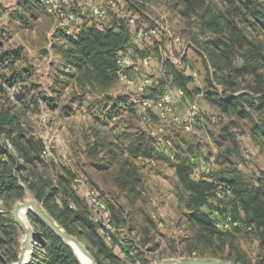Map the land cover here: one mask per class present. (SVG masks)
Instances as JSON below:
<instances>
[{"label": "rangeland", "instance_id": "rangeland-1", "mask_svg": "<svg viewBox=\"0 0 264 264\" xmlns=\"http://www.w3.org/2000/svg\"><path fill=\"white\" fill-rule=\"evenodd\" d=\"M55 1L41 0L40 6L36 0H0L3 50L19 56L12 67L9 61L0 66V108L10 116L16 112L15 122L20 125L0 130V235L3 240L0 264L17 261L25 234L12 212L14 206L25 199H36L50 215L45 202L54 212L70 211L63 215L64 225L95 251L89 239L80 233V226L74 223L75 213L72 212L73 208L78 213L84 212L85 191L90 185L95 186L93 189L109 209L112 219V209L118 215L127 213L137 227L110 229L127 248V252L120 247L113 250L120 264H154L183 256L215 257L241 264L240 254L255 262L259 247L254 236L241 232L236 239L234 233L208 236L199 232L191 222L193 199L176 173L175 160L185 156L201 159L207 173H215L220 168L217 160L222 152L220 147L224 150L232 145L230 141H224V145L215 141L223 125L218 106L211 104L203 91L192 99L184 92L185 101L179 103V109L197 104L198 115L193 128L178 130L179 133L171 128V122L161 123L164 121L159 120L157 107H154V102L163 95L155 92V86L165 74L166 60L178 64L192 76L195 74L191 87L205 90L207 67L217 83L212 58L219 48L216 36L200 29V10L196 15L184 16L180 0H92V4L86 0H69V5L59 0L65 10L80 13L84 24L111 27L117 20L114 12L124 10L134 13L139 24L157 29L154 36L139 39L130 27L132 35L124 50L126 53L119 52L116 56L118 68L113 82L100 89L87 82L85 72H79L66 58L69 47L62 37ZM79 2L85 7L84 13L76 7ZM93 4L106 9L107 19L99 20L88 11ZM239 25L247 34L243 24ZM257 38L263 39L264 32L257 34ZM206 46L212 51L211 56ZM11 70H16L19 76L13 88L7 84ZM146 78L149 84L143 92H138L135 83ZM216 85L214 89L221 91V86ZM146 100L152 101L150 107L145 105ZM224 117L231 127L233 118L226 114ZM239 126L245 129L239 139L237 137L242 157L233 162L249 176L259 174L264 171V152L246 132L250 122L243 120ZM145 140L158 152L156 156L153 152L152 159L143 152L136 155L130 152L131 144ZM179 141L183 143H177ZM177 144H181V148H177ZM132 164L138 168L140 177L135 195L121 190L118 180L123 169ZM9 172L24 188L22 195L4 190L1 185ZM39 194L43 198L37 197ZM87 200L96 206L89 198ZM57 211L55 213L60 214ZM147 217L156 223L149 234ZM28 220L35 230L36 240L28 263L31 264L42 241L37 242L39 230L32 222L31 212ZM99 232L98 236L113 242L112 233L109 238L104 229Z\"/></svg>", "mask_w": 264, "mask_h": 264}, {"label": "trees", "instance_id": "trees-1", "mask_svg": "<svg viewBox=\"0 0 264 264\" xmlns=\"http://www.w3.org/2000/svg\"><path fill=\"white\" fill-rule=\"evenodd\" d=\"M36 1L41 6V0ZM180 1L183 3L182 13L184 16L196 15L200 10V29L205 32L206 30L210 31L216 36L214 39L219 51L212 59L215 71L214 77L215 80L217 78V83L213 81L210 74L211 70L207 67L208 85L205 88L206 91L199 87H191L193 76L186 74L173 61L166 60L164 62L165 74L158 79V86H155L157 91L155 92L171 94L173 107L177 113H180L179 103L184 102L185 97L180 96L177 100L176 88L182 89L186 96L191 99L203 91L206 99L211 104H218L224 119L225 114L233 118L231 127H229L228 122L221 120L223 125L215 136V141L219 144L224 145V141H230L232 145V148L227 147L217 156L220 164L218 171L207 173L206 168H204L205 165L197 156H185L182 159L177 158L179 160H175L177 161L175 164L177 176L183 188L193 199L191 206H194V210L191 212V222L197 226L200 233L208 236L234 233L233 235L237 239L241 232L254 236L259 242L255 262H251L250 259L246 258L247 256L242 254L238 256L239 262H243L241 264H264V177H255L253 174L249 176V173L247 174L238 169L235 162H233V159L238 160L239 157H242L239 154L240 147L234 129H241L239 128V122L243 120L250 122L248 127L250 134L255 143L261 149L264 148V38H257V34H261V31L264 32V0ZM223 4H227L225 8ZM217 5L219 7H214ZM131 15H134V13L131 12ZM239 23L243 24L248 32L247 34ZM114 25L107 27L83 24L79 31L71 34H68L64 29H60L63 31L62 37L65 38L69 47L65 52L66 58L79 72H85L84 77L94 88L104 89L113 82V76L118 68L117 53H126L124 50L131 39L132 34L129 33V30L130 27L133 29L134 27L127 21L116 20ZM258 26L260 27L258 28ZM259 29L261 30L258 31ZM248 34H251L252 38ZM206 51L211 56L212 51L208 46H206ZM18 57L15 53L3 50L0 36V66L5 61H9V67H12L14 60ZM11 71L13 72L7 79V84L13 88L19 76L15 72L16 70ZM139 83L136 82L135 84ZM216 84L221 86L222 92L214 89L217 88ZM236 92L241 93L230 97L232 93ZM221 95L228 97V104L225 106H221L223 105L221 104ZM189 108L185 107L183 109L185 111L180 116L184 117ZM197 115L198 112L196 118ZM16 117V112L10 116L9 113H5L0 108V130L19 128L20 125L17 126L15 122ZM161 123L166 124L165 122ZM171 128H176L177 131L184 130L181 126L172 122ZM17 131L20 130L17 129ZM177 139H179V134H177ZM177 143H181V141ZM181 144H177V148H181ZM129 149L133 155L143 152L149 158L153 156L155 151L147 140L138 144H131ZM154 153V156L158 155V152ZM241 161H244V158ZM197 168H200V170L196 171ZM137 169L134 164L128 169L124 168L118 179L119 188L127 191L129 195L136 194L140 182ZM4 181L1 182V185H4V190L15 191L18 195L24 193V188L19 185L18 178L11 172ZM90 187L95 186L90 185ZM218 192H221L220 196H218ZM37 197L43 198L41 194ZM85 197L84 212L78 213L74 208L72 210L75 213L74 223L80 226H78L80 233L89 239V243L95 248V251H93L91 246L87 245L97 264H120V259L115 256L113 250L120 247L121 250L127 252V248L117 238V235L115 236L113 230H106L101 222L95 221L94 217H101V210L99 207L89 204L87 196ZM45 203L49 207L47 209L51 215L64 225L63 215H67L70 211L58 209L55 212L57 211L60 214H56L51 208L52 206L50 207L47 202ZM203 205L206 206L205 209L202 208ZM67 206L70 205L67 204ZM111 211L113 213V228L120 229L125 226L129 230L137 228L132 224V219L129 218L127 213L124 215L122 212V215H118L114 209ZM31 219L33 223L37 224L39 230L37 242L41 244L42 241V245L36 248L31 264H81L72 247L64 242L40 217L31 213ZM147 220L149 234L150 228L156 226V223L151 217H147ZM217 223H220L221 227H217ZM228 223L229 227H224ZM11 226L13 229L15 228L13 222H11ZM64 226L68 232L75 234L71 228ZM100 229H104L105 233H109V238L110 233H112L113 242L109 243L102 235L98 236L100 235ZM1 241L3 240L0 235Z\"/></svg>", "mask_w": 264, "mask_h": 264}, {"label": "built area", "instance_id": "built-area-1", "mask_svg": "<svg viewBox=\"0 0 264 264\" xmlns=\"http://www.w3.org/2000/svg\"><path fill=\"white\" fill-rule=\"evenodd\" d=\"M64 3L68 4L69 0H61ZM88 3L92 4V0H86ZM112 6H115V2H110ZM69 5V4H68ZM93 7L88 8V11L94 14L99 20L107 19V11L104 9V7H97L94 4ZM76 7L81 11V13H84L85 7L79 2ZM54 9L58 13V19H59V26L64 29L68 34H71L72 32L79 31L83 26V18L81 17L80 13L71 12L65 10L59 0L55 1ZM116 18L118 21H127L131 26L135 29V34L139 39L148 38L151 36H154L156 34L157 29L155 27H145L137 22V19L134 15H131V13L126 12L124 10H120L118 12H115ZM82 20V22H81ZM146 60V59H145ZM127 60L124 59V62ZM130 84H133L132 81H129ZM149 84V79H144L139 84H136V90L138 92H143L147 85ZM151 100H146L145 105L151 106L152 104ZM154 107H157L158 110V116L159 118L167 122H172L176 125L181 126L185 130H190L195 118L196 114L198 112V106L197 104L190 107L184 117H181L175 110L172 104V96L169 93L163 94L161 97H159L154 102ZM159 130L162 131V128ZM163 132V131H162ZM200 168H197L196 171H199ZM87 197L90 199V202L92 204H95L97 207L101 210V217H96L95 221L101 222L102 226L106 230H110L113 228V222L111 218V214L109 209L106 207L104 202L99 198L97 191L91 187L86 189ZM218 196L221 195V192L217 193ZM217 227H221L220 223L216 224ZM224 227H229V223L226 224Z\"/></svg>", "mask_w": 264, "mask_h": 264}, {"label": "water", "instance_id": "water-1", "mask_svg": "<svg viewBox=\"0 0 264 264\" xmlns=\"http://www.w3.org/2000/svg\"><path fill=\"white\" fill-rule=\"evenodd\" d=\"M28 210L30 213L40 217L64 242L69 244L78 257L81 264V255L86 257L90 263L97 264L92 252L88 249L83 240L74 234L68 232L62 227L53 216H51L36 199H25L14 206L13 218L17 225L23 230L25 236L21 242L20 252L17 261L14 264H28L33 253L35 240V230L33 226L25 223L21 219V211ZM154 264H235L231 261L215 257L183 256L159 261Z\"/></svg>", "mask_w": 264, "mask_h": 264}, {"label": "crops", "instance_id": "crops-1", "mask_svg": "<svg viewBox=\"0 0 264 264\" xmlns=\"http://www.w3.org/2000/svg\"><path fill=\"white\" fill-rule=\"evenodd\" d=\"M180 69H183V68H180ZM184 70V69H183ZM185 72H186V74H189V75H192V74H190L186 69L184 70ZM194 76H195V74H194ZM193 76V77H194ZM195 78V77H194ZM217 86V85H216ZM218 87V86H217ZM221 91H222V89H220ZM176 92H175V94H176V96H178V98L180 97V96H182L183 95V93H184V91L182 90V89H180V88H176V90H175ZM241 92H236V93H232L231 95H230V97H233V96H236V95H238V94H240ZM184 97H185V95H183ZM222 97H221V104H223V105H221V106H225V105H227L228 104V102H227V99H228V97L227 96H224V95H221ZM225 103H227V104H225ZM216 106H218V104L216 105ZM218 110L220 111V108H219V106H218ZM185 110H183V111H181V109H180V113H178L179 115H182L183 114V112H184ZM221 114V113H220ZM221 120H225L224 118H223V116H222V118H221ZM193 128V127H192ZM234 129V128H233ZM245 130V129H244ZM243 129L241 130V129H237V128H235L234 129V132H235V134H236V136L238 137V139H239V135H241L242 133H244L245 131H244ZM246 132H248V134H249V136H250V138H251V140L253 141V143H255V141H254V139H253V137H252V135L250 134V131H247L246 130ZM238 141V140H237ZM255 145L262 151V152H264V148L263 149H261V147L259 146V145H257L256 143H255ZM220 149L223 151V148H221L220 147ZM243 162H245L246 163V161L244 160ZM253 176H255V177H258V176H261V177H264V171H261V172H259V174H255V175H253ZM257 240V239H256ZM257 242H258V240H257ZM258 247H259V242H258Z\"/></svg>", "mask_w": 264, "mask_h": 264}, {"label": "bare ground", "instance_id": "bare-ground-1", "mask_svg": "<svg viewBox=\"0 0 264 264\" xmlns=\"http://www.w3.org/2000/svg\"><path fill=\"white\" fill-rule=\"evenodd\" d=\"M28 214H29L28 210H22V211H21V219H22L25 223L30 224V223H29V220H28ZM81 260H82V262H83L84 264H89V263H90V261H89L86 257H84L83 255H81ZM13 264H14V263H13Z\"/></svg>", "mask_w": 264, "mask_h": 264}]
</instances>
